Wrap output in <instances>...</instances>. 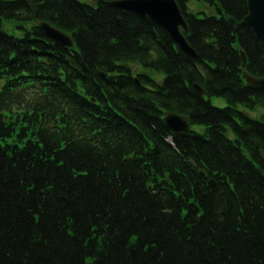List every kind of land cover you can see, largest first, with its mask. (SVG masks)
Listing matches in <instances>:
<instances>
[{
	"label": "trees",
	"instance_id": "obj_1",
	"mask_svg": "<svg viewBox=\"0 0 264 264\" xmlns=\"http://www.w3.org/2000/svg\"><path fill=\"white\" fill-rule=\"evenodd\" d=\"M112 1L0 0V264H264V88L242 68L244 50L264 77V43L247 0H176L196 55ZM168 110L191 129L171 131Z\"/></svg>",
	"mask_w": 264,
	"mask_h": 264
},
{
	"label": "water",
	"instance_id": "obj_2",
	"mask_svg": "<svg viewBox=\"0 0 264 264\" xmlns=\"http://www.w3.org/2000/svg\"><path fill=\"white\" fill-rule=\"evenodd\" d=\"M114 5L122 9L134 11L143 16H149L158 25L164 28L174 41L185 52L196 55L195 49L188 43L184 32L188 31V24L182 13L180 5L176 0H113ZM248 14L244 17L243 23L249 25L256 37L264 43V0H247ZM227 20L233 25L237 26L240 22L236 20L231 14L226 15ZM37 25L45 32V34L62 44L65 47H73L75 42L70 34L64 30L52 25L48 21L38 20ZM247 56L244 50H242V68L243 78L247 85L257 86L264 88V77L255 76L246 69ZM100 75L106 78L105 72H101ZM195 88L200 94H205L206 90L200 85L195 84ZM166 125L174 133H183L191 129V124L188 120V116L168 110L163 118ZM199 175L202 178L208 177L206 172L202 169L199 170ZM209 185H214V179H209ZM227 211L226 204H223L221 212Z\"/></svg>",
	"mask_w": 264,
	"mask_h": 264
},
{
	"label": "rangeland",
	"instance_id": "obj_3",
	"mask_svg": "<svg viewBox=\"0 0 264 264\" xmlns=\"http://www.w3.org/2000/svg\"><path fill=\"white\" fill-rule=\"evenodd\" d=\"M83 1H89V2H92V3H96L97 0H83ZM5 28L8 29L9 31H14L13 29V25L12 24H9V23H6L5 24ZM135 70L137 69H141L147 73H150L151 75H153L154 77L158 78V79H161L163 77V74L160 73V72H157V71H154V72H150L148 71L147 68H144L142 66H137L135 65L134 66ZM163 79V78H162ZM211 101L214 105H217V106H225L227 104L226 100L222 97H217V96H212L211 97ZM253 115H257V113H253Z\"/></svg>",
	"mask_w": 264,
	"mask_h": 264
},
{
	"label": "bare ground",
	"instance_id": "obj_4",
	"mask_svg": "<svg viewBox=\"0 0 264 264\" xmlns=\"http://www.w3.org/2000/svg\"><path fill=\"white\" fill-rule=\"evenodd\" d=\"M229 14V13H228ZM227 18V17H226Z\"/></svg>",
	"mask_w": 264,
	"mask_h": 264
}]
</instances>
